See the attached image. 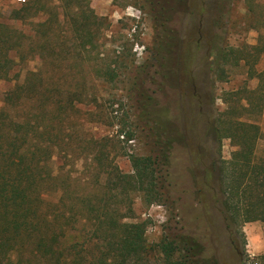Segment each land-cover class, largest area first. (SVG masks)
Instances as JSON below:
<instances>
[{"label":"rangeland","instance_id":"1","mask_svg":"<svg viewBox=\"0 0 264 264\" xmlns=\"http://www.w3.org/2000/svg\"><path fill=\"white\" fill-rule=\"evenodd\" d=\"M24 4L0 0V23L33 33L29 21L15 20L14 12ZM89 7L102 21H87L92 24L87 26L91 41L81 37L79 45L86 42L92 56L83 49L75 61L76 78L63 76L60 81L65 91L76 88L85 100L74 115L72 141H65L81 155L65 159L56 153L50 164L54 176L65 177L70 194L101 195L108 181L95 170L93 152L86 158L80 148L107 144L105 156L100 157L106 165L101 169L112 178L117 166L122 173L132 174L126 154H149V143L155 138L150 129H156L161 139H173L169 167L157 175L163 201L147 204L141 193H134L133 217L124 220L148 222V264H164L160 247L173 234L196 240L203 247V262L255 264L264 255V223H246L237 230L229 229L223 218L221 166L236 149L232 139H220L218 121L222 119L227 130L241 122L258 125L261 138L256 156L264 157V0H90ZM258 47L263 54L254 63ZM9 56L18 59L15 51ZM102 59L124 64L113 85L106 86L93 73L97 68L93 64ZM40 67L37 56L29 57L9 72L0 82V111L6 93ZM54 69L50 64L52 77ZM258 73L263 76L252 78ZM261 86L262 96L250 94ZM145 111L156 116L160 128ZM121 119L127 131H134V142H126L118 133ZM47 200L57 203L56 191L48 193ZM155 205L163 206L164 220L152 210Z\"/></svg>","mask_w":264,"mask_h":264},{"label":"trees","instance_id":"2","mask_svg":"<svg viewBox=\"0 0 264 264\" xmlns=\"http://www.w3.org/2000/svg\"><path fill=\"white\" fill-rule=\"evenodd\" d=\"M89 3L90 0H29L14 15L16 21H29L27 25L33 33L0 23V82L29 57L37 56L42 62V67L30 72L23 84L6 93L0 111V264L149 263L148 222L124 220L133 217L134 193H141L147 204L163 201V185L157 175L169 167L173 139H161L156 129H150L155 138L149 143V154H126L133 173L124 174L117 166L113 178L101 169L106 165L100 157L105 156L107 144L80 148L86 158L93 152L95 170L108 181L101 195L81 196L77 191L70 194L68 181L54 176L50 165L56 153H62L65 159L81 155L65 141H72L74 115L85 100L76 88L68 90L67 98H63L68 91L60 81L63 76H77L75 61L83 49L88 51L86 42L79 45V40L83 37L91 41L92 32L87 26L92 24L87 21H102ZM78 17L86 21L84 25ZM90 43L94 46V42ZM12 51L17 52V61L10 58ZM91 52L87 53L89 58ZM255 53L254 63H258L262 48H255ZM107 60L94 63L97 68L93 73L110 86L121 76L124 64ZM50 64L54 65L57 79L50 74ZM251 75L261 78L263 73ZM250 94L262 96V86ZM113 101L116 105L117 101ZM149 101L154 99L149 97ZM147 112L150 122L158 127L156 116ZM118 123L120 136L134 142V131H127L122 119ZM110 125H115L113 120ZM223 125L219 118L220 139H232L236 149L221 166L224 221L229 229L237 230L246 223H264V157L256 156L260 127L241 122L227 130ZM55 191L57 203L48 201L47 194ZM89 235L93 238L88 240ZM173 237L160 247L165 254L164 264H217L215 260H201L203 247L193 238L179 234ZM258 262L255 264H264V255L258 257Z\"/></svg>","mask_w":264,"mask_h":264},{"label":"built area","instance_id":"3","mask_svg":"<svg viewBox=\"0 0 264 264\" xmlns=\"http://www.w3.org/2000/svg\"><path fill=\"white\" fill-rule=\"evenodd\" d=\"M18 1L21 2V3H25V0H18ZM162 209H163V206H159V205L152 206V210L154 212H158V216L157 217L162 219V220H164L165 216L162 213V211H160Z\"/></svg>","mask_w":264,"mask_h":264},{"label":"crops","instance_id":"4","mask_svg":"<svg viewBox=\"0 0 264 264\" xmlns=\"http://www.w3.org/2000/svg\"><path fill=\"white\" fill-rule=\"evenodd\" d=\"M26 1V3L29 1V0H25Z\"/></svg>","mask_w":264,"mask_h":264}]
</instances>
